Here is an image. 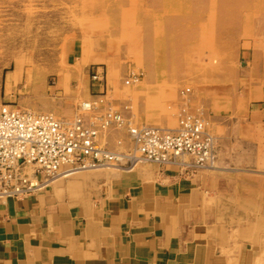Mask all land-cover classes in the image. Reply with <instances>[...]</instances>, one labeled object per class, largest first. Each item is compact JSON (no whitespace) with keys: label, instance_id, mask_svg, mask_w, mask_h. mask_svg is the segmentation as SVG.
Wrapping results in <instances>:
<instances>
[{"label":"crops","instance_id":"0c3cea01","mask_svg":"<svg viewBox=\"0 0 264 264\" xmlns=\"http://www.w3.org/2000/svg\"><path fill=\"white\" fill-rule=\"evenodd\" d=\"M253 71L194 98L216 139L212 167L86 170L0 202V264H264V63ZM8 77L3 104L62 116L103 89L92 80L39 103Z\"/></svg>","mask_w":264,"mask_h":264},{"label":"rangeland","instance_id":"374dc122","mask_svg":"<svg viewBox=\"0 0 264 264\" xmlns=\"http://www.w3.org/2000/svg\"><path fill=\"white\" fill-rule=\"evenodd\" d=\"M262 63L264 0H0V106L8 75L39 103L87 94L92 80L102 85L93 100L80 97L71 116L14 104L64 122L84 116L101 126L112 106L132 124L144 116L150 126L176 128L183 107H201L198 94L225 75L227 85L230 77L247 80ZM95 101L97 109L83 110ZM100 134L114 152L133 147L124 126Z\"/></svg>","mask_w":264,"mask_h":264},{"label":"built area","instance_id":"2783aa9c","mask_svg":"<svg viewBox=\"0 0 264 264\" xmlns=\"http://www.w3.org/2000/svg\"><path fill=\"white\" fill-rule=\"evenodd\" d=\"M95 80H102L96 75ZM131 78V77H130ZM140 74L132 73L139 82ZM101 93V92H100ZM190 93V89L183 92ZM98 101L82 106L97 109ZM102 103V102H100ZM101 126L79 116L64 122L52 113L0 106V202L32 197L52 181L77 172L108 167L131 169L139 164L179 167L184 171L213 166L217 157L215 136L208 128L204 108L183 107L175 129L136 126L109 106ZM126 127L133 147L117 153L102 145L100 130Z\"/></svg>","mask_w":264,"mask_h":264},{"label":"bare ground","instance_id":"6f19581e","mask_svg":"<svg viewBox=\"0 0 264 264\" xmlns=\"http://www.w3.org/2000/svg\"><path fill=\"white\" fill-rule=\"evenodd\" d=\"M9 78V80H10V77H8ZM85 104H87V103H83V105L82 106H84ZM53 182V181H52ZM49 185V184H48Z\"/></svg>","mask_w":264,"mask_h":264}]
</instances>
